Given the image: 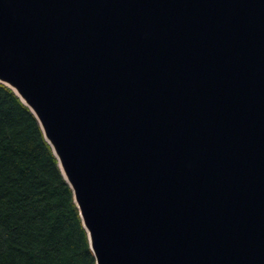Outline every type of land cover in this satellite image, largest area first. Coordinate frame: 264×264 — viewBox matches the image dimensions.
<instances>
[{"label":"water","instance_id":"95a60500","mask_svg":"<svg viewBox=\"0 0 264 264\" xmlns=\"http://www.w3.org/2000/svg\"><path fill=\"white\" fill-rule=\"evenodd\" d=\"M0 83L95 264H264V0H0Z\"/></svg>","mask_w":264,"mask_h":264},{"label":"trees","instance_id":"16d2710c","mask_svg":"<svg viewBox=\"0 0 264 264\" xmlns=\"http://www.w3.org/2000/svg\"><path fill=\"white\" fill-rule=\"evenodd\" d=\"M0 264H95L36 119L1 83Z\"/></svg>","mask_w":264,"mask_h":264}]
</instances>
